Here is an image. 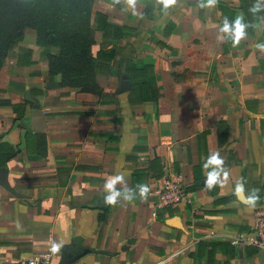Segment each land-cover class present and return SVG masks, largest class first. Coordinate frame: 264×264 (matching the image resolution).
<instances>
[{"label":"crops","instance_id":"crops-1","mask_svg":"<svg viewBox=\"0 0 264 264\" xmlns=\"http://www.w3.org/2000/svg\"><path fill=\"white\" fill-rule=\"evenodd\" d=\"M256 3L92 0L91 18L131 29L96 75L101 96L48 75L33 32L9 47L0 67V264L53 245L52 264H264V250L228 238L249 231L264 206V10L252 13ZM238 16L248 26L234 43L223 29ZM90 25L92 52L115 43ZM143 65L154 77L147 90ZM217 151L223 171L210 163ZM214 171L219 182L208 189ZM121 172L125 188L150 187L146 200L105 203V182ZM172 173L185 200L155 207L154 189ZM240 178L245 195L259 190L255 207L234 194Z\"/></svg>","mask_w":264,"mask_h":264},{"label":"trees","instance_id":"trees-1","mask_svg":"<svg viewBox=\"0 0 264 264\" xmlns=\"http://www.w3.org/2000/svg\"><path fill=\"white\" fill-rule=\"evenodd\" d=\"M91 1L0 0V67L9 47L23 39L25 29H32L48 75L57 74L60 84L77 87L81 92L103 95L96 75L116 58L117 40L128 38L131 29L108 22L101 13L91 18ZM92 22L98 38L115 43L109 48L99 43L92 52ZM138 71L145 75L146 80L141 83L149 89L154 78L150 69L143 65ZM139 90L140 97H145V89L140 86Z\"/></svg>","mask_w":264,"mask_h":264},{"label":"clouds","instance_id":"clouds-1","mask_svg":"<svg viewBox=\"0 0 264 264\" xmlns=\"http://www.w3.org/2000/svg\"><path fill=\"white\" fill-rule=\"evenodd\" d=\"M113 2L115 4H119L120 0H113ZM136 2L137 0H126V3L130 7H135ZM159 2L163 4V7L165 9H168L177 4V0H159ZM216 2L217 0H198V6L201 8L209 7L214 5ZM261 10L264 9H262L259 0H257V3L254 4L252 8H250V11L254 14L260 12ZM247 26L248 25L244 23L243 16H238L232 25H228L227 23H225L223 30L231 32L234 43H238L242 38L245 37V29L247 28ZM257 47L261 51H264V44H258ZM210 163L215 166V168L221 171L224 170V159L220 156L218 151L213 153ZM219 175L220 173L218 171H214L208 176V179L206 181V186L208 189H211L213 185H216L219 182ZM224 175L227 176V173L225 172ZM125 183V174L122 172L110 177L105 182V191L108 193L104 198L106 204L116 205L121 201V199L125 202H130L137 196L142 200H146L148 198L150 187L147 184L141 183L137 184L135 188H125ZM244 183L245 181L243 180V178H240V180L236 183L234 194L238 198L243 197V202L246 206L255 207L256 203L260 199L259 190L253 189L250 194L245 195ZM117 184H120L121 188L118 189L116 187ZM59 247L60 245H53V250L58 251Z\"/></svg>","mask_w":264,"mask_h":264},{"label":"built area","instance_id":"built-area-1","mask_svg":"<svg viewBox=\"0 0 264 264\" xmlns=\"http://www.w3.org/2000/svg\"><path fill=\"white\" fill-rule=\"evenodd\" d=\"M154 195L155 207L182 203L185 200V189L180 175L172 173L162 177L154 189ZM228 238L233 244L251 245L258 250H264V206L255 210L254 223L249 231L228 235ZM57 253L58 251H54L53 246H50L7 264H52V259Z\"/></svg>","mask_w":264,"mask_h":264},{"label":"rangeland","instance_id":"rangeland-1","mask_svg":"<svg viewBox=\"0 0 264 264\" xmlns=\"http://www.w3.org/2000/svg\"><path fill=\"white\" fill-rule=\"evenodd\" d=\"M29 31L34 33V30H32V29H25L24 33H28Z\"/></svg>","mask_w":264,"mask_h":264},{"label":"water","instance_id":"water-1","mask_svg":"<svg viewBox=\"0 0 264 264\" xmlns=\"http://www.w3.org/2000/svg\"><path fill=\"white\" fill-rule=\"evenodd\" d=\"M125 87H126V85H121V88L120 89L125 88Z\"/></svg>","mask_w":264,"mask_h":264}]
</instances>
